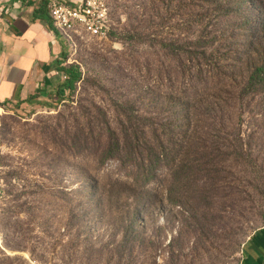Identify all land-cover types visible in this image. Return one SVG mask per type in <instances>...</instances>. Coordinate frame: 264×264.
Masks as SVG:
<instances>
[{"label":"rangeland","instance_id":"1","mask_svg":"<svg viewBox=\"0 0 264 264\" xmlns=\"http://www.w3.org/2000/svg\"><path fill=\"white\" fill-rule=\"evenodd\" d=\"M109 9L75 91L0 105V264H258L264 0Z\"/></svg>","mask_w":264,"mask_h":264},{"label":"crops","instance_id":"2","mask_svg":"<svg viewBox=\"0 0 264 264\" xmlns=\"http://www.w3.org/2000/svg\"><path fill=\"white\" fill-rule=\"evenodd\" d=\"M49 1L0 0V105L46 100L57 87L67 44L53 27ZM249 249L258 250L257 263L264 264V231ZM252 259L249 255L243 264Z\"/></svg>","mask_w":264,"mask_h":264},{"label":"built area","instance_id":"3","mask_svg":"<svg viewBox=\"0 0 264 264\" xmlns=\"http://www.w3.org/2000/svg\"><path fill=\"white\" fill-rule=\"evenodd\" d=\"M48 11L53 27L70 47L76 46L77 39H103L109 35V0H79L78 5H73L68 0H50ZM5 193L0 169V218L4 209ZM1 250L3 236L0 231Z\"/></svg>","mask_w":264,"mask_h":264},{"label":"trees","instance_id":"4","mask_svg":"<svg viewBox=\"0 0 264 264\" xmlns=\"http://www.w3.org/2000/svg\"><path fill=\"white\" fill-rule=\"evenodd\" d=\"M66 55H64L63 60L60 62V67L58 72L62 75L66 76V82L64 83L63 89L58 91V95L62 96L65 90L73 92L75 91L76 84L79 83L81 78V73L79 71V67L77 65H70L67 67H62L66 62ZM264 74V66H258L253 72L250 77V85H252L256 80L260 79Z\"/></svg>","mask_w":264,"mask_h":264}]
</instances>
